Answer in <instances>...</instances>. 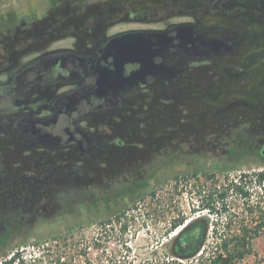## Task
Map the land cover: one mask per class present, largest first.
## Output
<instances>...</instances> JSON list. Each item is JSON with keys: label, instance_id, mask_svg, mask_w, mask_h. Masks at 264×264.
I'll use <instances>...</instances> for the list:
<instances>
[{"label": "flooded vegetation", "instance_id": "obj_1", "mask_svg": "<svg viewBox=\"0 0 264 264\" xmlns=\"http://www.w3.org/2000/svg\"><path fill=\"white\" fill-rule=\"evenodd\" d=\"M198 155L264 157V0L0 10V252Z\"/></svg>", "mask_w": 264, "mask_h": 264}, {"label": "rangeland", "instance_id": "obj_2", "mask_svg": "<svg viewBox=\"0 0 264 264\" xmlns=\"http://www.w3.org/2000/svg\"><path fill=\"white\" fill-rule=\"evenodd\" d=\"M46 2L0 0V10L41 7ZM211 164V156L198 155L193 161L186 156L163 158L151 166L144 195L135 203H84L79 220L67 216L58 223L46 225V231L38 235L17 237L11 242V249L0 252V263L19 252L20 258L14 264H63V260L58 262L55 258L64 241L56 236L67 234L70 247L66 250L72 259L68 263L84 264L90 258L91 264H167L164 263L167 247L163 243L170 238L172 226L178 220L188 221L199 213H208L201 208L214 200L227 203L216 219L218 231L239 232L243 224L254 226L255 220L264 216V184L256 181V173L264 171V157L227 158L215 169ZM241 173L247 176L241 178ZM209 174L214 177H208ZM237 181L250 191L249 197H243L233 188V182ZM225 191L228 193L223 201L220 194ZM250 206L255 208L254 213ZM124 209L125 214L118 220L116 215ZM108 217H112V222L101 225L100 221ZM69 224L75 229H68ZM36 257L45 260L35 261ZM183 264H198V260H185ZM240 264H264V227L253 240L252 253Z\"/></svg>", "mask_w": 264, "mask_h": 264}, {"label": "trees", "instance_id": "obj_3", "mask_svg": "<svg viewBox=\"0 0 264 264\" xmlns=\"http://www.w3.org/2000/svg\"><path fill=\"white\" fill-rule=\"evenodd\" d=\"M246 176L247 174L241 173V178ZM208 177H214V174H209ZM256 181L260 185L264 184L263 170L256 173ZM233 188H236L243 197L251 195L249 190L244 189L241 181L233 182ZM227 193L228 191H225L220 194L223 201ZM226 208V202L220 203L214 200L201 208V210H207L208 213H199L197 216H192L188 221L178 220L171 228L170 238L163 243L167 247V256L164 259V263L183 264L185 260H198V264H240L247 255L252 253L253 240L260 235V231L264 227V216L261 220H255L256 224L254 226L243 224V228L239 232H231V230L220 232L216 225V219H219L222 209ZM125 210L116 215L118 220L125 214ZM254 210L255 208L250 206L251 213H254ZM111 222L112 217L103 218L100 221L103 226ZM74 229V226L70 228V230ZM56 237H60L64 241L62 249L55 258L56 261L60 262L63 260V264H73L68 263L72 259L68 256L69 250H66L68 246L70 247L68 245L69 236L66 234ZM20 255L19 252H14L10 259L1 261L0 264H14L16 259L20 258ZM44 260L45 258H35V261ZM49 261L53 263L51 260ZM84 264H91L90 258H86Z\"/></svg>", "mask_w": 264, "mask_h": 264}]
</instances>
